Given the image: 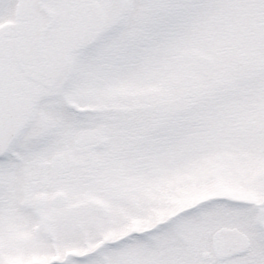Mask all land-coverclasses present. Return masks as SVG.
I'll list each match as a JSON object with an SVG mask.
<instances>
[{
  "label": "snow or ice",
  "instance_id": "snow-or-ice-1",
  "mask_svg": "<svg viewBox=\"0 0 264 264\" xmlns=\"http://www.w3.org/2000/svg\"><path fill=\"white\" fill-rule=\"evenodd\" d=\"M0 264H264V0H0Z\"/></svg>",
  "mask_w": 264,
  "mask_h": 264
}]
</instances>
